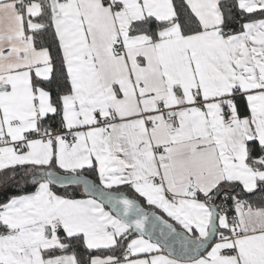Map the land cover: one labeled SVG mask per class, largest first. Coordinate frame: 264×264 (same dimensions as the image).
<instances>
[{
	"label": "snow or ice",
	"instance_id": "obj_1",
	"mask_svg": "<svg viewBox=\"0 0 264 264\" xmlns=\"http://www.w3.org/2000/svg\"><path fill=\"white\" fill-rule=\"evenodd\" d=\"M0 264H264V0H0Z\"/></svg>",
	"mask_w": 264,
	"mask_h": 264
}]
</instances>
